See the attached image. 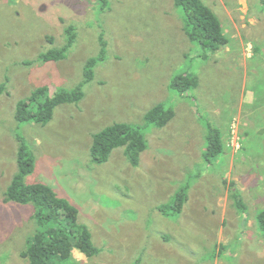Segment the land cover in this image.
<instances>
[{
    "label": "rangeland",
    "instance_id": "obj_1",
    "mask_svg": "<svg viewBox=\"0 0 264 264\" xmlns=\"http://www.w3.org/2000/svg\"><path fill=\"white\" fill-rule=\"evenodd\" d=\"M204 2L229 41L217 53L189 39L175 0H0V264H30L22 254L40 229L33 204L5 201L22 144L35 160L26 184L51 186L92 233L98 254L75 249L71 263L264 264V4ZM70 26L66 58L43 61L68 45ZM182 74L198 80L186 94L171 88ZM45 86L51 95L82 86L84 98L60 105L47 126L18 123V104ZM160 104L175 113L162 128L146 120ZM115 123L143 132L138 167L125 148L93 162V136ZM208 125L224 145L211 161Z\"/></svg>",
    "mask_w": 264,
    "mask_h": 264
},
{
    "label": "trees",
    "instance_id": "obj_2",
    "mask_svg": "<svg viewBox=\"0 0 264 264\" xmlns=\"http://www.w3.org/2000/svg\"><path fill=\"white\" fill-rule=\"evenodd\" d=\"M262 2L264 4V0ZM175 5L185 12V31L192 42L199 43L202 49L211 53H217L227 46L229 41L224 33L223 23L217 14L205 4L204 0H175ZM75 30L76 28L73 26L67 29L69 35L67 46L50 49L40 58L46 62L65 59L76 38ZM105 45L103 43V47ZM96 63L95 59L87 63L85 83L93 80V68ZM197 85V78L187 74L178 75L171 82L172 90L181 94L188 93ZM6 90L5 84L0 85V95ZM83 98L82 86L72 91L61 90L54 95H51L48 87H40L30 97L18 104L15 118L21 124L36 123L47 126L53 120L55 111L60 105L76 104ZM174 117L175 113L172 110L160 104L147 113L146 120L148 124L162 128L166 127ZM208 126L209 135L204 156L207 161H211L223 154L224 145L220 131L211 125ZM18 140L22 142L23 138L18 137ZM118 148H125L131 164L138 167L141 156L147 150L148 145L140 128L126 123H115L93 136L91 148L93 162L99 165L107 163L114 150ZM28 156L29 154L22 144L17 160L18 173L5 193L6 202L35 206V219L40 229L34 236L31 247L22 254V257L28 259L30 264H74L71 262L75 249L88 258L94 257L98 254V249L93 243L90 229L79 224L77 207L67 199L60 197L48 184H26V178L35 172V160ZM231 187L233 188L232 197L240 199L238 207L243 213H246L247 206L238 191H234V184ZM187 200V190L184 189L177 193L175 204L172 206L175 214H180L183 211ZM257 221L264 234V211L258 214Z\"/></svg>",
    "mask_w": 264,
    "mask_h": 264
}]
</instances>
